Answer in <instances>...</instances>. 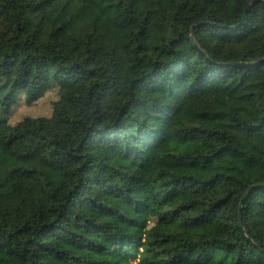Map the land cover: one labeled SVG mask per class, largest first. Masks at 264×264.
I'll return each instance as SVG.
<instances>
[{
    "label": "trees",
    "instance_id": "trees-1",
    "mask_svg": "<svg viewBox=\"0 0 264 264\" xmlns=\"http://www.w3.org/2000/svg\"><path fill=\"white\" fill-rule=\"evenodd\" d=\"M131 258L264 264V0H0V264Z\"/></svg>",
    "mask_w": 264,
    "mask_h": 264
},
{
    "label": "rangeland",
    "instance_id": "rangeland-1",
    "mask_svg": "<svg viewBox=\"0 0 264 264\" xmlns=\"http://www.w3.org/2000/svg\"><path fill=\"white\" fill-rule=\"evenodd\" d=\"M58 99L57 96V88H52L49 90L43 98L37 101L33 105H27L25 103V98L23 94H20L17 98L16 104L11 109L10 114L7 117V123L9 125H14L18 121L23 118L30 117H48L52 113L53 103ZM120 258L118 249H114L113 253L110 257L111 261L118 262ZM133 263H135V259L131 258Z\"/></svg>",
    "mask_w": 264,
    "mask_h": 264
},
{
    "label": "built area",
    "instance_id": "built-area-1",
    "mask_svg": "<svg viewBox=\"0 0 264 264\" xmlns=\"http://www.w3.org/2000/svg\"><path fill=\"white\" fill-rule=\"evenodd\" d=\"M134 264H138V260H137V258H136V260H135V263Z\"/></svg>",
    "mask_w": 264,
    "mask_h": 264
}]
</instances>
